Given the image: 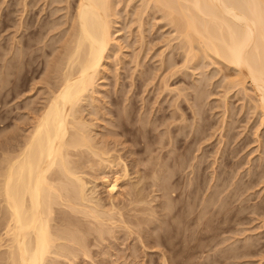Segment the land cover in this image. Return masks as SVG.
<instances>
[{"label":"rangeland","instance_id":"rangeland-1","mask_svg":"<svg viewBox=\"0 0 264 264\" xmlns=\"http://www.w3.org/2000/svg\"><path fill=\"white\" fill-rule=\"evenodd\" d=\"M22 1L23 3H25L24 0H0V66H1L0 67V73H1L0 78L1 79L4 78V80L0 81L1 83L0 84V134L2 133L0 136L3 139H5V137L6 138L9 137L7 134L11 136L13 132H15L13 136L16 135L17 131H18L17 135H20L22 137L29 131L28 129L31 128L30 127L31 124L35 121L33 118H35V116L38 114V111H40V108L43 106L42 103L46 101V98H47L46 96L49 94L48 89L50 88L48 87L51 84V81H48L50 79V74L47 70L48 66L46 64L47 62L50 63L49 62L50 58H53L59 52L58 49H60L59 47H61L62 45L61 43H63V38H64V37L61 38V36H63V33L66 32L65 30L63 32V29L68 28L70 24L69 22H67L68 21L67 14L69 15V12L67 13L66 10H69V8L66 7L67 6L66 1L64 2V0H59V1L56 0L58 1L56 2L54 0H40V2H37L38 4L36 3V5L32 6L29 4L30 9L35 8L33 9V13L35 16H33L32 18V21H34L35 23L33 22L32 27H30L29 29L24 28V26L20 27V25L22 24L21 22L22 19L24 20L25 19L24 17L27 14V11L23 9L24 6H23ZM116 1H120L118 2L119 4L117 7L118 8L117 10L120 11V14L118 16L119 25L117 24L118 27L116 26V29H119V30L116 31L115 33H116V37L118 36L117 38H120V40H118L117 42L118 44L116 43L112 47V50L110 51V55L107 58L108 65H106V69L104 72L106 75L104 74L98 80L100 87L98 86L99 90L95 93L96 94L95 97H97L96 100L95 101L94 100L90 101L91 99L87 100L85 104L88 106L85 105L87 108L83 106L84 109L82 110V113H83V116H85V118L88 116L86 118L88 121L90 120V122H94L97 124L94 126V128H95V131L99 130V132H96L95 136L96 138L98 137V140L101 139L100 140L101 143L107 142L108 140L109 143L112 142L111 143L112 145L115 144L114 146H112L111 144L109 145L108 143V146H110L111 148L112 147L118 148V150L116 148V153L114 152L115 151L114 150V151H111L112 152L111 154H113V152L115 153V156H117L118 154H123L124 155L123 157L124 158L127 157V161L130 164L129 165L130 176L127 175L126 177H123L122 178L123 180L120 179L121 186L123 183H124L123 184L124 186L122 187L120 186L121 188L120 187L118 188V191L116 192V194L117 193L118 194L117 196H115L116 198L114 199L116 200H114V202L119 203L120 201L119 204L121 206L127 202L130 203V200H128L130 199L128 198L130 193L127 191L129 189L131 190L134 188H135L134 190L136 191H140V192L142 191L141 195L142 193H144L142 196H145V197L148 196L146 197L147 199H150L149 197H151L154 201L150 203L143 202V204L139 203L140 206L142 205L144 207H148L147 209H145L148 211L143 210L145 212L144 214L142 211H141L142 213L138 211V213L139 212L141 213V214L139 213L140 215L138 216L144 215L142 217L145 219L147 217V220H148V221H144V223L142 222L143 223L142 226L140 225L141 227H143V228L140 227V229H142L143 231L139 230L138 228L139 225L134 224L135 227L137 226L139 232L137 228H135L137 230L136 232L134 231L135 233L133 232L132 234L131 232V234H128L130 233L129 232L130 230L129 231L126 230V227L124 229L125 225L121 227L123 231L121 230V228L117 226L116 229H114L113 231L116 234L112 232L113 234L109 235L107 233V238L105 240L100 241V244H98V246L96 244L91 245L93 246L91 248H93L92 250L94 252L91 253L92 254L91 257L85 256V258L83 259V256H81L82 261H83V262L81 261L82 264H89L90 262L91 264H104V263L105 264H119V263L122 264V261H121L122 258L120 259L118 258L117 260L118 255L122 256L121 255L122 253H124L123 259H126L128 262L130 261L129 264H161V263L163 264L164 263L162 262L163 260L165 261L164 264L168 262L170 264H181V263L182 264H264V122L261 123L262 115H261V112L259 111L260 109L259 108H257L258 110L254 109L255 103L253 101L251 102V100H253L251 97V94L253 95V93L251 92H253L254 90V88L252 90L253 86H252L251 81H248L246 83L247 87H245V89L243 85L240 83L241 86L240 84H236L237 86H235L233 89L230 90L228 87H231V86L233 87V82L230 83V80H234L235 78L239 76L235 68L233 67L230 68L228 66H225L224 63L222 62L218 63L216 62L217 60L215 62H212L214 60H211L210 59L211 57L210 58L205 57V59L204 57H202L200 61L199 60L198 62L192 61V63L190 62L191 64L189 62L186 63L185 58H184L185 53H183L184 49L183 48L181 49V47L183 46L180 45V43L182 42V41L180 42L181 37L179 38V36H177L178 33L175 31L176 29L174 28V26H172V24H170L168 20L166 21L167 18H164L163 12L161 11L159 12L156 10L155 11L149 10V12H147L149 13L148 16H147V13H145L146 16L144 15L142 17L141 16L142 14L139 15V13L137 14L135 11L137 10L141 12L140 2H142L143 0L142 1L141 0H116ZM60 5L65 6V7L61 8ZM142 5L141 7L143 8ZM62 9H64L65 11H63ZM70 9L73 10V8H70ZM59 10L60 11L62 10V12H59ZM139 16H141V18ZM46 18L48 20H53V22L61 23V25L60 24L57 25V26L60 25L59 26L60 29H58V27L56 26L57 23H54L56 26L54 27L55 29L56 28L57 29L54 31L51 30L52 33H50L51 35L49 34L50 36L46 34V38H43L42 42H41V39H38V40L33 39L32 40L33 45H31L30 48L27 49L26 47H24L26 40H27L26 39L27 33L29 32V30L34 29L33 28L34 26L36 27L35 29H37V26L40 24V22H42V20H45ZM138 18L139 20H137ZM141 20L142 22L140 24ZM19 22H21V24ZM65 22L66 24H62ZM62 25L64 28L62 27ZM26 29L27 31L25 32ZM59 31H61V33H59ZM53 33H55L53 35L54 37L52 36ZM51 36L54 39V42ZM57 38L59 39V42L57 41L58 40ZM118 45L120 47H118ZM22 46L24 48H22L23 50L20 48L22 51L20 52L19 47H22ZM55 47H57V50ZM25 53H26V57L28 58L31 57L29 61L24 62L23 60L22 61L20 60L19 63H17L14 66L13 69L12 67L9 68L8 65H10L11 61L14 60V63H15V59L18 57V55L20 54L22 55ZM30 53H31V56H30ZM168 56L172 59L173 61L172 63L170 62L171 59H169ZM47 59L49 61H47ZM168 59H169L170 64L169 62H167ZM193 62L196 65H193L194 64ZM186 64L187 66H184ZM8 69L9 70L11 69V71L9 72ZM12 70H15V71L17 70V72L13 73ZM7 71L9 74L5 73ZM140 73H143V74H140ZM144 73L147 74L148 77L150 78H148L147 76H144ZM6 77L8 78L5 79ZM45 78H47L48 80ZM238 78L239 80H237ZM238 78L236 79L237 82L243 79L240 76ZM145 79L147 81H145ZM3 81L5 82L3 83ZM198 83L201 85V87L203 86L202 90L204 91H202L203 96H201V99H203V101L202 100L199 101L200 99L199 98L198 102L200 104L197 105L196 107L194 102L197 98L196 96L198 95L197 93L198 90H196L197 89L196 85ZM199 84L197 86L199 87L198 89L200 90ZM253 103H254V106H253ZM192 104H194L195 105L194 107L196 108H199L201 106L200 109L202 113L197 114L195 116L196 110L195 111L193 110L194 107L192 106ZM98 106L99 107L101 106V107L99 108ZM190 106H192L193 108ZM123 109H124V112L123 113L121 112L120 114V111H123ZM176 111L178 114L179 113L181 114V117L180 115L178 116V114L175 115ZM171 112H173L172 113L173 116L170 115ZM183 112H184V115H182ZM128 113L129 115H127ZM162 114L163 116H161ZM184 116L185 118L183 120L182 117ZM202 116H205V118ZM164 117H167V118H164ZM91 119L93 120L91 121ZM172 120L176 122H173L174 124L173 123L171 124L170 122H172ZM181 120L184 123V125H182L183 123L180 122ZM224 122L227 124L224 125L225 124ZM164 123H166L167 125ZM195 125L199 129L197 127L195 128ZM177 127H179V129ZM112 129L114 131H118L119 134L117 132L112 134V132H114ZM172 129L175 131L176 130L179 131L178 133L177 131L175 133L179 135L177 139H175L174 141L175 144L169 143L168 141L170 140L168 138L170 137L169 136L170 133L174 134V131ZM166 130L167 131L169 130L170 132L169 135L167 132H165ZM224 131H227L225 135H224L225 133ZM107 133L110 135L108 136ZM118 138L121 141L117 140ZM159 139L160 140L162 139L161 140L162 145ZM115 140H116V143H115ZM118 143H120L121 145ZM133 143L135 144L133 145ZM159 143L161 146H163L164 143H166V145H164L165 147L164 148L162 147L163 148L162 149ZM171 145H174V146H171ZM130 146H132L133 148L138 147L141 149L138 154L137 153L135 154V156L138 155L139 157H142V158L146 157L143 163L139 165V167H141L142 170L145 168L147 172L150 170L149 167L152 166L151 164L154 161L153 157L154 156L156 157L160 153L161 155L164 153L163 157L165 156V158L162 159L163 161L164 160L166 161L167 159V162L171 163V161L174 159L173 163H171L172 167H170L168 164H165L163 168L165 169L166 167L167 169L168 167L169 169L170 168L172 169L171 170L172 172L176 171L175 173H173L174 175L176 174L173 177L174 179L177 178L178 180V182L176 183L177 192H180L181 190L184 191V194L181 191L182 193L180 192V195L175 197L176 200L175 198H173L174 200L172 199L173 205H175L174 201H176V205L174 206L173 211L178 210V212L179 211L181 212V213L177 212L176 214L177 216L175 215L169 218L168 215H165V214L163 215L165 211L161 207H163L162 205L164 204L163 200L165 199V197L162 194V192L159 190L154 192L153 188H155V186L150 187L151 181L149 180L151 179V177L149 176V179H148L147 178L148 175L147 177L145 176L147 172L145 173L142 171V174H138L141 172L136 171L137 168L132 165V161H131L134 155L130 154L127 149V148H131ZM145 146L146 147L148 146V147L146 148ZM156 146H159L160 149L159 147L156 148ZM169 146L171 147L169 148ZM188 146L189 148H187ZM174 147L176 148L175 152L173 151ZM170 150L171 152L169 153ZM229 150H231V152H229ZM183 153L185 156L183 155ZM173 154H174V157H172ZM192 157L194 159H190L192 160L191 162L189 161V158H192ZM151 159H152V162L150 161ZM177 161H183V163L185 161L186 165L188 162L189 169L185 168L186 172H184L185 171L184 167L182 168L178 164ZM190 162L191 164L189 165ZM195 164H197V166ZM198 165H199V168H198ZM114 167H115L114 170L119 169V168L121 169L120 165L119 166L116 165ZM131 167L132 168L135 167V168L132 169ZM174 168H176L177 170H175ZM197 168L199 170H197ZM191 169L192 170L195 169L196 175L193 172H191L192 171ZM182 170H183L182 172L183 174L180 172ZM97 171H95L96 173H98L97 176L95 172H91V171L89 172L93 174V177L91 175H87V176L91 180V182L93 181V184L90 183L91 187L93 186L92 188L94 190L96 189L98 190V191L96 190L95 192L97 193V196H101L103 203L106 204L107 203L106 201L108 200V199L106 200V198L108 197L107 195H109V192H107V189L105 188L104 184L101 183L102 182L101 180L103 179L102 178L103 170L102 171L97 170ZM120 172L122 171L120 170ZM189 172L191 173L189 174ZM220 173L221 175H219ZM144 176L148 180L144 178ZM188 178L190 179L188 180L189 182L187 181ZM183 179H185L184 180L185 183L183 182ZM146 181H149V182H146ZM190 181L191 182L193 181L192 186H191ZM179 182H181V184ZM128 183H130L131 186L130 184L128 185ZM236 185H238V187H236ZM240 185L242 187H240ZM200 186H201V190H200ZM218 187H220V189ZM235 187L238 189H235ZM140 188L141 189L143 188V189L141 190ZM99 190H100V193H99ZM150 190H152L155 195L152 194V191ZM215 191H218V192H215ZM121 192L125 194H122ZM185 192L188 193V194L186 193L187 194L186 196H185ZM128 193L129 195H127ZM156 194H157V198L155 197ZM220 194H223V195H220ZM160 195L162 196L158 198V196ZM189 195L190 197L188 198ZM179 196L181 197L179 198ZM211 197H213V199ZM203 201L205 204L203 203ZM219 201L220 202L224 201L223 202L224 204L227 202V205L226 204L224 205L222 203V205H224L222 206L220 205L221 203ZM161 202L163 203L162 205H161ZM184 202L185 203L187 202L186 203L187 205L186 204L184 205ZM216 202H217V205H216ZM108 203H110V201ZM108 203L106 205L110 206L108 205ZM129 203L127 204L129 205ZM191 203L193 205H191ZM127 204L125 205V207L128 209ZM188 204H190L191 206ZM157 206L158 208H156ZM219 206L221 207L220 209H218ZM188 208H190L193 211L191 212L192 213L191 215L189 214V212H185L187 211L186 209ZM123 209L124 211L129 210L125 208ZM201 209H203L204 212ZM159 211L161 213H159ZM182 211L185 213H183ZM189 216L190 218L197 216L196 217L197 219L195 220H197L198 222L202 221L201 224L199 225L193 224L195 222L191 223L190 225H188L187 223L185 224L183 220L185 219V217L188 218ZM198 216H200V219H198L199 218ZM132 218L133 220H135L137 217L133 216ZM176 222L177 223L179 222V223L177 224ZM184 225H186L185 226L186 228L184 227ZM202 226H206V229L205 230L203 229L200 231V228ZM207 226L209 227L207 228ZM176 227H177V230H175ZM185 229H189V230L185 231ZM193 229L196 230V232L193 231ZM146 230L148 231L145 232ZM140 231L142 232V234H139ZM183 231H185L184 234H183ZM122 232L124 234H122ZM125 232L127 234H125ZM217 234L219 236H217ZM138 235H141V237H143L144 235L145 236L142 238V240H141V237L139 236V239L141 240L140 241L138 239ZM110 236H113V237H110ZM184 236L186 237V239L183 238ZM91 237L93 238V236ZM143 239H145L144 243H142ZM191 239H192V242H189V240L191 241ZM111 242L114 244H112ZM156 243H158L159 246L156 245ZM199 244L201 246H199ZM153 245L156 248L153 247ZM143 246L144 247L149 246L150 248L145 247L146 249H144ZM134 248H136L138 251ZM239 249L242 251V253L239 252L240 251ZM232 251H234V253ZM117 252L118 253L120 252L121 254L119 253L117 255ZM162 252L164 253L163 258L161 256ZM220 252H222V254H220ZM240 254L242 255L239 256ZM131 258L135 259V261L132 260ZM126 260L125 262H123V264H128ZM64 264H68V263H64Z\"/></svg>","mask_w":264,"mask_h":264},{"label":"bare ground","instance_id":"bare-ground-1","mask_svg":"<svg viewBox=\"0 0 264 264\" xmlns=\"http://www.w3.org/2000/svg\"><path fill=\"white\" fill-rule=\"evenodd\" d=\"M24 1H25V3H23V1H22L23 6H24L23 9L25 11H27V14L24 17L25 18L24 20L23 19H22V21L20 20L22 22V24H21V22H19V23L21 24L20 27L24 26V28L29 29L33 25L34 21H32V18H33V16H35L33 13V9H35V8L30 9L29 4L32 6L36 5V3L40 2V0L39 1L38 0H28V1L24 0ZM54 1H56V0H54ZM58 1H56V2H58ZM65 1L67 3L66 7L69 8V10H66V8H65L67 13L69 12V15L67 14V16H68L67 22H69L70 24L68 23L69 24L68 28L65 27L66 29H63V32H64V30L66 32L63 33V36H61V38H63V37L64 38H63V43H61L62 44L61 47L58 46L60 48V49H58L59 52L57 51L58 53L56 52L57 54L53 58H50V61L47 59V61L50 62V63L47 62V64H46L48 66V67L47 66L46 67L48 68L47 70L50 74V79H49V77H48L49 80L47 78H45V79H47L48 81H51V84L49 82L50 85L48 88H50V89H48L49 94L48 95L46 94L47 95L46 101L44 103H42L43 106L40 108V111H38V114L37 113H36L37 115L35 114L36 119L33 118L35 121L34 122L32 121L33 123L30 126L31 128L28 129L29 131L25 135H23L22 137L20 135H17L18 131L16 130L17 133L14 136H13V134L15 132H13L11 136L9 134H7L9 137H7V138L5 137V139H3L0 136V264H64V263H68V264H80L81 263L82 264L83 261H82L81 256H83V259L85 258V256L91 257V255H92L91 253L94 252L92 250L93 248H91L93 246H91V245L96 244L98 246V244H100V241L105 240L107 238V233L109 235L114 233L113 231H114V229H116L117 226L119 228H121V227H123V225H125L124 229L126 227V230H128V231L130 230L129 231L130 233H128V234H131V232L133 234V232L134 231L136 232L138 230V228H139V230H142V229H140V227L142 226L144 221H148V220H147V217H146V219L142 217L144 215H142V216H138V215H140L142 212L144 214L145 212L143 210L147 209L148 207H144L142 205L140 206L139 203L143 204V202L144 203H150V202L154 201L151 197H149L151 199L150 200V199L146 198L148 196H146V197L142 196L144 194V193H142V195H141L142 191L141 192L136 191V190H134L135 188L131 189V190L129 188H127L131 191V192L129 190L127 191L130 193L131 196L129 195V193L127 194V195H129L128 198H130V199H128V198L127 199L130 200V203L127 202V200H126V202L129 203V205L131 204L130 205L131 207L127 203H125L121 206L119 204L120 201H119V203L114 202V200H116L114 198H116L115 196H117V194H118V193L116 194V192L118 191V188L121 186L120 179H122L123 177H126L127 175L130 176V169H129L130 164L127 161V157L126 158L123 157L124 156L123 154H118V155L116 154L117 156H115L117 147L111 148L110 146H108V143H109L108 140H107V142L101 143V141H100L101 139L98 140V137L96 138V136H95L96 132H99V130L95 131L94 126L97 124L94 122H90V120L88 121L86 119L88 116L85 118V116H83V113H82V110L84 109L83 106L84 107L88 106L85 104L87 100H90V99H91L90 101L96 100L97 97H95L96 96L95 93L99 90L98 80L100 77H102L105 74L104 72L106 69V65H108L107 64V58L110 55V51L112 50V47L118 42V40H120V38H117L118 36L116 37V33H115L116 31L119 30V29H116V26L118 27V25H119L118 24L119 23L118 22V19H119L118 16L120 14V11L117 10L118 9L117 7L119 4L118 2H120V1H116V0H64V2ZM59 3H61V2H59ZM140 3H141V5L143 4L142 5L143 8L140 5L141 9L140 8L139 9L141 10V12L136 10L135 12L137 14L138 13H139V15L142 14L141 16L143 17L145 15V13L149 12V10L150 11L156 10L159 12L161 11V12H163L164 18H167L166 21L168 20V22L170 24H172V26H174V28L176 29L175 31L178 33L177 36H179V38L181 37L180 42L181 41L182 42L180 43V45L183 46V47H181V49L183 48L185 51L184 52L182 50L183 53H185L184 58H185L186 63L187 62L192 63V61L198 62V60L200 61V59L202 57H204V59H205V57H208V58L211 57L210 59L214 60L212 62H215L217 60L216 62H218V63L222 62V63H224L225 66H228L230 68L231 67L235 68L237 70V73L239 74V76L242 77L243 79L241 78L242 80L240 79L241 81L237 82V80H239V78H238L239 76L237 75L238 79L237 78L234 79V80L237 79L236 81L230 80V83L233 82V87L232 86L228 87L230 90L233 89L235 86H237L236 84H240V83L243 85V87L245 89V87H247L246 83L248 81H251L252 86H253L252 90L254 88L253 92H251V93H253V95L251 94V97L253 99V100H251V102L253 101L255 103L254 109H256V110H258L257 108L260 109L259 111L261 112V115H262L261 116L262 117L261 123L264 122V0H143ZM62 4H63V2H62ZM62 7H65V6H61V8ZM58 8H60V7H58ZM70 8H73V10ZM62 10L65 11L64 9H62ZM62 10L61 11L59 10V12H62ZM148 14L149 13H147V16H148ZM161 15H162V13H161ZM141 16H139V17L141 18ZM137 20H139V18ZM142 20H143V18H142ZM142 20L140 21V24H141ZM144 20H145V18H144ZM40 21H41V19H40ZM54 23H57V22H53V20H48L46 18L45 20H42V22H40V24L37 26V29H35L36 28L35 26L33 27L34 29H30L29 32L27 33V38H26L27 40H26L24 47H26L27 49L30 48L31 45H33L32 44L33 39L34 40L35 39H37V40L41 39V42H42L43 38H46V34L49 35L50 33H52V31L57 29V28L55 29V27L58 24L61 25V23H57L55 26ZM62 24H66V22L62 23ZM59 26H57L58 29H60ZM62 27H63V25H62ZM27 29L25 30V32L27 31ZM59 33H61V31H59ZM54 34L55 33H53L52 36ZM52 36H51V38H52ZM141 36H143V35H141ZM55 37H56V35H55ZM52 40L54 42L53 38H52ZM57 41L59 42V39ZM53 44H55V43H53ZM58 45H60V44H58ZM24 47L23 46L19 47V49L20 48L22 49ZM118 47H120V46L118 45ZM55 48L57 50V47H55ZM21 49H20V52H22ZM51 49H52V47H51ZM18 54H19V52H18ZM17 55H15V56H17ZM15 56H14V58H15ZM30 56H31V53H30ZM170 57H169V59H171ZM30 58L26 57V53L22 54V55L20 54L15 59V63L13 60L10 62V65H8V66H9V68L12 67V69H13L14 66L17 63H19L20 60L27 62L30 60ZM136 59H135V61H136ZM169 59L167 62H169ZM165 61H166V59H165ZM170 62L171 63L173 62L172 59L170 60ZM170 62H169V64H170ZM193 65H196V64L194 63ZM136 66H137V64H136ZM184 66H187V64ZM189 67H191V66H189ZM195 67H197V66H195ZM10 71H11V69L9 70V72ZM12 71H13V73L17 72V70L16 71L12 70ZM5 73H8V71ZM140 74H143V73H140ZM0 75H1V73H0ZM46 76H47V74H46ZM144 76L148 77V75L145 73H144ZM3 77H5V76H3ZM7 78L8 77H6L5 79H7ZM148 78H150V77H148ZM1 80H4V78H2V79L0 78V81ZM145 81H147V80L145 79ZM4 82L5 81H3V83ZM133 83H134V81H133ZM230 83H229V85H230ZM241 84H240V86H241ZM144 85H146V84H144ZM197 85H196V88H197L196 90H198V92L197 91L196 92L198 93V95L196 96L197 98H196L195 102L193 101L195 103L196 107H197V105L200 104L198 102L199 98H200L199 101L200 100L203 101V99H201V96H203L202 91H204V90H202L203 86L201 87V85L199 84L200 85V90H199L198 89L199 87ZM245 93H247V92H245ZM254 103H253V106H254ZM126 105H127V103H126ZM190 105H191V103H190ZM195 105L192 104L193 107ZM192 106H190V107H192ZM196 107L193 108L194 111L196 110L195 116L197 114L202 113L201 109H200L201 106L199 108H196ZM86 108H85V110H86ZM96 108H97V106H96ZM122 108H123V106H122ZM98 109H97V111H98ZM121 112L123 113L124 109H123V111H120V114H121ZM129 113L127 115H129ZM172 113L173 112H171L170 115L173 116ZM117 114H118V112H117ZM176 114H178L177 111H176L175 115ZM175 115H174V117H175ZM179 115L181 117L180 113L178 114V116ZM182 115H184V112L182 113ZM161 116H163V114ZM202 117L205 118V116H202ZM146 118H148V117H146ZM164 118H167V117H164ZM182 118L184 120L185 116ZM195 118H197V117H195ZM171 119H173V118H171ZM92 120L93 119H91V121ZM110 120H111V118H110ZM165 121H167V120H165ZM193 121H194V119H193ZM199 121H200V119H199ZM145 122H146V120H145ZM173 122H176V121L172 120V122H170V123L172 124ZM180 122H182V120ZM180 122H178V123H180ZM143 124H145V123H143ZM158 124H160V123H158ZM164 124H166V123H164ZM226 124L227 123H225L224 125H226ZM182 125H184V123ZM196 127L197 126L195 125V128ZM139 128H140V126H139ZM169 128H170V126H169ZM177 128L179 129V127H177ZM96 129H97V127H96ZM156 129H158V128H156ZM158 131H160V130H158ZM173 131H174V134L170 133L169 130L165 131L168 133V135L170 133V135H169L170 137H168L170 139V140H168L169 143H174L175 139H177V137L179 136V135L175 134L176 131H177V133L179 132L178 130H176V131L173 130ZM110 132H111V130H110ZM115 132H117L119 134L118 131H114V132H112V134ZM123 132H124V130H123ZM224 132H225L224 133V135H225L227 131H224ZM101 133H103V132H101ZM105 133H106V131H105ZM120 134H122V133H120ZM109 135L110 134H108V136ZM209 135H210V133H209ZM224 135H222V136H224ZM18 136H20V137H18ZM104 137H106V136H104ZM157 137H158V135H157ZM160 137H162V136H160ZM189 137H190V135H189ZM117 140H119V138ZM157 140H158V138H157ZM161 140H160V143H161ZM119 141H121V140H119ZM221 141H222V139H221ZM199 142H201V141H199ZM111 143H109V145ZM115 143H116V140H115ZM160 143H159V145H160ZM118 144H120V143H118ZM122 144H123V142H122ZM134 144L135 143H133V145ZM114 145H112V146H114ZM131 145H132V143H131ZM161 145H162V143H161ZM164 145H166V143H164L163 146H161V148L162 147L164 148L165 147ZM171 146H174V145H171ZM171 146H169V148ZM124 147H125V145H124ZM130 147L131 148H127V149H128L130 154L134 155L132 160L130 158V160L132 161V165L137 168L136 171L141 172L138 174H142V171L146 173L147 171L144 167H143L144 168L143 170L141 169V167H139V165L141 163H143V161L145 160L146 157L142 158V157H139L138 155L135 156V154L136 153L138 154L141 149L138 147H136V148L135 147L133 148L132 146H130ZM157 147H159V146H156V148ZM175 147L173 148L174 150L171 149L174 152L176 149ZM193 147H194V145H193ZM187 148H189V146ZM229 148H230V146H229ZM159 149H160V147H159ZM117 150H118V148H117ZM171 150L169 151V153L171 152ZM111 151L115 152V153L113 152L114 155L111 154L112 153ZM159 152H157V153H159ZM220 152H222V151H220ZM229 152H231V150H229ZM126 153H124V154H126ZM166 153H167V151H166ZM154 154H155V152H154ZM163 154L161 155V153H160L156 157L153 155L154 161L151 164L152 166L149 167L150 170L146 174L145 173L144 174L146 177L148 175V177H147L148 179H149V176L151 177V179L149 180V181H151L150 187L155 186V188H153L154 192L159 190L164 195V197H165V199L163 200L164 204L161 202V205L163 204L162 205L163 207H161V208L165 211V213H163V215L164 214L168 215L169 218H171V217L175 216L178 212V210L173 211V208L176 205V201H174L175 205H173L172 199L177 197L178 195H180L181 191L184 194V191L181 190L180 192H177L176 183L178 182V180H177V178L174 179V177H173L176 175V174L175 175L173 174L176 171L172 172L171 171L172 169L171 168L169 169L168 167H167V169H166V167H165V169L163 168V166L165 164H168L170 167H172L171 163H173L174 159L171 161V163H168L167 159H166V161L164 160L165 161L164 162L162 160L165 158V156L163 157ZM174 154L172 155V157H174ZM178 154H179V152H178ZM150 155H152V154H150ZM183 155H184V153H183ZM166 156H168V155H166ZM190 159H194V158L193 157L189 158V161L192 162V160H190ZM150 161L152 162V159ZM177 162L182 168L184 167V170H185V168L189 169L188 162H187V165H186L185 161H184V163H183V161H177ZM191 162L189 163V165L191 164ZM116 165L117 166L120 165L121 169L119 168V169L114 170L115 169L114 166H116ZM144 165H145V163H144ZM195 165L197 166V164H195ZM148 166H150V165H148ZM135 167H133V168H135ZM174 167H175V165H174ZM149 168H147V169H149ZM198 168H199V165H198ZM198 168H197V170H199ZM174 169L177 170L176 168H174ZM178 169H179V167H178ZM93 170H95V171H97V170L102 171L103 170V174H102L103 179L101 180L102 181L101 183L104 184L105 188L107 189V192H109V195H107L109 198L107 197L106 200L108 199L110 201V203H108L109 202L108 200L106 202L110 206H107L106 205L107 203L106 204L103 203L102 197L97 196V193H95L97 189L95 188L96 190H94L92 188L93 186L91 187V185H90V183L93 184V181L91 182V180L88 178L87 175H91L93 177V174L91 173V172H95ZM120 170L122 172H120ZM89 171H91V172H89ZM180 172L182 173L183 170ZM184 172H186V170ZM191 172H193L195 174V169H193ZM191 172H189V174ZM98 173H96V176ZM221 173L219 175H221ZM91 176H90V178H91ZM145 176H144V178H146ZM139 177H141V176H139ZM178 177H179V175H178ZM188 177H189V175H188ZM191 177H193V176H191ZM191 177H190V179H191ZM96 179H98V178H96ZM190 179L188 178L187 181ZM184 180L185 179H183V182H184ZM195 180H196V178H195ZM229 180H230V178H229ZM127 181H129V180H127ZM149 181H146V182H149ZM219 181H220V179H219ZM181 182H179V183L181 184ZM192 182H191V186L193 185ZM223 182H224V180H223ZM123 184H122V186H124ZM129 184L130 183H128V185ZM143 184H144V182H143ZM222 184H224V183H222ZM136 185H138V184H136ZM238 185H236V187H238ZM243 185H244V183H243ZM130 186H131V184H130ZM201 186H200V190H201ZM226 186H228V185H226ZM142 187H143V185H142ZM236 187H235V189H238ZM240 187H242V186L240 185ZM218 188L220 189V187H218ZM188 189H187V191H188ZM215 190H216V188H215ZM150 191H152V190H150ZM191 192H192V190H191ZM215 192H218V191H215ZM219 192H220V190H219ZM99 193H100V190H99ZM186 193L187 192H185V196L188 194V193L187 194ZM122 194H125V193H122ZM150 194H151V192H150ZM152 194H154L153 191H152ZM212 194H213V192H212ZM220 195H223V194H220ZM161 196L162 195L158 196V198ZM155 197L157 198V194ZM180 197L181 196H179V198ZM189 197H190V195L188 196V198ZM188 198H187V200H188ZM194 198H192V199H194ZM211 198L213 199V197H211ZM202 199H204V198H202ZM202 199H201V201H202ZM175 200H176V198H175ZM185 200H186V198H185ZM206 201H208V200H206ZM223 202H220L221 203L220 205H222ZM186 203L184 202V205ZM192 203H191V205H193ZM203 203H204V201H203ZM126 204H127L129 210L125 207ZM225 204L227 205V202ZM188 205H190V204H188ZM216 205H217V202H216ZM224 205H222V206H224ZM154 206H156V205H154ZM190 206H188V207H190ZM206 207H205V209H206ZM123 208L127 209L128 211H126V210L124 211ZM156 208H158V206ZM159 208H160V206H159ZM186 208H187V206H186ZM220 208L221 207L219 206L218 209H220ZM211 209H210V211H211ZM222 209H223V207H222ZM186 210L187 211H185V212H189L190 215L192 214L191 212H193L190 208H188ZM201 210H203V209H201ZM201 210H200V212H201ZM138 211H140V212L142 211V212L141 213L139 212L140 213L139 214ZM145 211H148V210H145ZM185 212H183V213H185ZM203 212H204V210H203ZM159 213H161V212L159 211ZM205 214H206V212H205ZM133 216L137 217L136 218L137 220L136 219L133 220V218H132ZM196 217H193V218H190V216L188 218L185 217V219L183 221L185 222V224L187 223L188 225H190L193 222H195L193 224H197V225L201 224L202 221L198 222L197 220H195V219H197ZM198 217H199L198 219H200V216H198ZM163 218H164V216H163ZM173 220H174V218H173ZM174 223H175V221H174ZM131 224H133V225H131ZM134 224L139 225L138 228H137V226L135 227ZM185 226L186 225H184V227ZM208 227L209 226H207V228ZM135 228H137V230ZM141 228H143V227H141ZM188 228H189V226H188ZM191 228H193V227H191ZM203 229L205 230L206 226H202L200 228V231ZM121 230H122V228H121ZM139 230H138V232H139ZM175 230H177V227ZM186 230H189V229H185V231ZM115 231H117V230H115ZM147 231L148 230H146L145 232H147ZM185 231H183V234ZM193 231L196 232V230H194V229H193ZM193 231H191V232H193ZM198 232H199V230H198ZM114 234H116V233H114ZM122 234H124V233L122 232ZM125 234H127V233L125 232ZM139 234H142V232L140 231ZM177 234H179V233H177ZM218 234H217V236H219ZM117 235H118V233H117ZM91 236H93V238ZM139 236L141 237V235H138V239H139ZM110 237H113V236H110ZM143 237H141V240ZM183 238L186 239L185 236ZM190 238H192V237H190ZM145 239H143L142 243H144ZM171 240H170V242H171ZM189 242H192V239H191V241L189 240ZM112 244H114V243H112ZM160 244H161V242H160ZM156 245L159 246L158 243H156ZM163 246H165V245H163ZM199 246H201V245L199 244ZM145 247H144V249L148 248L149 246H147L146 248ZM153 247H155V246L153 245ZM136 248H134V249H136ZM230 250H232V249H230ZM200 251H202V250H200ZM232 252L234 253V251H232ZM239 252L242 253L241 250ZM110 253H111V251H110ZM119 253L117 252V255ZM123 254L124 253L121 254L122 256L118 255V257H117V260H118V258L119 259L122 258V260H121L122 264L126 260V259H123V257H124ZM163 254L164 253L162 252V254H161L162 258H163ZM220 254H222V252H220ZM241 255L242 254H240L239 256H241ZM94 256H92V257H94ZM177 256H175V257H177ZM200 257H201V255H200ZM224 257H226V256H224ZM132 260L135 261V259H132ZM189 261H190V259H189ZM95 262H97V261H95ZM162 262L165 263L164 260ZM129 263H130V261L128 262V264ZM168 263H166V264H168ZM89 264H91V262Z\"/></svg>","mask_w":264,"mask_h":264}]
</instances>
